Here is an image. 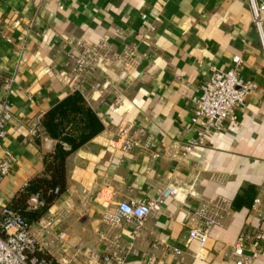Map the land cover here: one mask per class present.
Listing matches in <instances>:
<instances>
[{
	"label": "crops",
	"instance_id": "1",
	"mask_svg": "<svg viewBox=\"0 0 264 264\" xmlns=\"http://www.w3.org/2000/svg\"><path fill=\"white\" fill-rule=\"evenodd\" d=\"M102 36L116 52L134 47L136 58L59 77L74 40ZM233 54L240 57L239 77L256 87L234 120L224 119L182 157L180 145L196 135L192 97L210 69L227 68ZM73 91L101 128L67 155L64 192L29 223L55 263L81 264L116 251L124 264H234L232 247L241 236L245 253L261 250L253 264H264V241L254 238L264 231V55L247 0H0V102L6 98L10 112L0 157L7 149L12 159L0 179V205L41 169L44 145L31 125ZM117 91L125 103L111 112L106 103ZM124 121L140 144L109 146ZM166 184L177 187L176 195L139 226L133 219L106 222L117 201L152 200ZM216 202L222 216L199 249L188 238L198 220L194 209ZM96 259L92 264H100Z\"/></svg>",
	"mask_w": 264,
	"mask_h": 264
},
{
	"label": "built area",
	"instance_id": "2",
	"mask_svg": "<svg viewBox=\"0 0 264 264\" xmlns=\"http://www.w3.org/2000/svg\"><path fill=\"white\" fill-rule=\"evenodd\" d=\"M247 3L250 21L257 31L264 55L261 15L264 10V0H247ZM67 56L63 67L57 71L60 78L69 76L67 78L69 79L70 76L76 77L94 68L102 69L106 64L116 59H118V66L123 67L128 59L136 58V52L134 47L130 45H123L121 51L111 50L107 38L102 36L95 42L74 40L68 49ZM230 61L227 68L212 67L200 82L198 93L192 97L193 106L190 120L196 128V135L193 139L180 145L179 152L182 157L186 156L192 148L202 145L208 136L207 134L219 129L224 119L234 120L235 108L242 107L245 104L246 94L256 87L254 81L239 77V55L233 54ZM124 103L123 95L117 91L108 99L106 108L111 112H117ZM7 104L6 98L0 102V140L5 134V124L10 116ZM131 126L129 121L120 124L116 137L110 139L108 145L126 150L140 144L133 137ZM30 131L33 135L37 134L42 137L45 147L50 146L51 140L40 135L39 119L34 121ZM1 150L0 179L8 173L12 164L10 152L7 149ZM176 193L177 187L175 185L166 184L152 200H119L115 209L106 212L104 218L111 225L117 224L121 219H133L136 226H139L144 216L156 209L165 197H174ZM257 201V197L253 198V204ZM26 203L27 207L35 208L42 204V200L35 193H31L28 195ZM222 211L223 208H220V203L217 202L211 205L200 204L195 207L194 213L198 220L190 226L188 238L195 239L199 249L204 246L208 229L218 222L222 216ZM48 223L49 221H45V224ZM28 226L29 224L19 213L13 211L7 204L0 205V264H50L51 259L49 257L37 253L45 250L42 247V242L37 240ZM57 235L61 239V234ZM254 238L264 241V231L258 230L254 234ZM127 247H130V244ZM172 251L179 253L180 249L174 246ZM259 251H261L260 248L256 247L245 253L244 243L239 236L238 241L232 247V253L235 255L234 264H253L252 260ZM141 255L145 263L152 261V256L144 252H141ZM95 259L91 256L81 264H92ZM97 259L100 264H124V257L116 251L103 252L97 256ZM56 264H67V262L61 260Z\"/></svg>",
	"mask_w": 264,
	"mask_h": 264
},
{
	"label": "trees",
	"instance_id": "3",
	"mask_svg": "<svg viewBox=\"0 0 264 264\" xmlns=\"http://www.w3.org/2000/svg\"><path fill=\"white\" fill-rule=\"evenodd\" d=\"M39 126L40 135L51 140L49 148L44 146L42 149L41 169L30 176L7 203L28 224L43 215L64 192L67 155L101 128L99 119L78 91L66 94L45 110L39 119ZM34 137L43 145L42 137L37 134ZM31 193L42 200L41 205L27 207L26 199ZM37 253L49 257L50 264H56L46 251Z\"/></svg>",
	"mask_w": 264,
	"mask_h": 264
}]
</instances>
